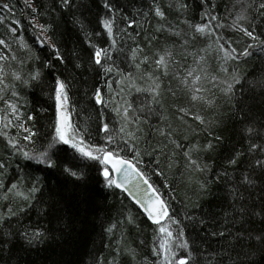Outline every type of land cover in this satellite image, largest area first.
Masks as SVG:
<instances>
[{"label": "trees", "instance_id": "1", "mask_svg": "<svg viewBox=\"0 0 264 264\" xmlns=\"http://www.w3.org/2000/svg\"><path fill=\"white\" fill-rule=\"evenodd\" d=\"M104 2L105 0H72L69 10H61L60 0H32L37 9L33 13L26 7L25 0H0V5H11L10 12L0 8V40L6 42L0 45V55L8 58L7 61L0 63L5 65L9 73L16 71L26 79L31 71L39 67L37 56L41 61L50 57L51 50L46 45L47 37H52L68 62L66 66L60 67L67 68L64 76L70 82L69 106L74 126L84 135L88 144L94 147L113 148L119 151L121 156L134 160L132 148L125 146L120 139L119 129L124 123L121 115H117L115 108H109L106 102L99 107L95 103V90H101L102 96L107 92H113L119 97L117 108L121 113L126 107L125 101L130 103L133 109L131 115L140 119L141 131L136 133L139 137L136 147L141 153L138 167L145 172L150 182L162 194V198L168 202L170 214L188 224L185 235L197 249L196 257L199 264H219L221 260L224 264H232V260L237 259L236 252L240 249L239 247L233 249L232 245L235 242L232 241L231 235H227L226 238L212 236L211 233L214 230H224L226 234L230 232L234 235L235 228L232 221L240 220L239 206L242 203L249 206L254 204L259 211L261 200L264 198V183L259 178V169L253 172L250 167L255 159L264 158V115L261 114L259 97L257 96L256 101H249L253 106L249 117L255 126L251 138L244 131L248 122L242 121L241 114L222 96L216 100V108L209 109L202 105L191 107L190 115L182 120L177 109L188 108V99L185 93L179 90L178 82L171 77H163L161 80L163 91L161 104H151V96L146 92H136L125 78L132 73L131 79L138 86L144 88L149 86V81L137 79L139 73L135 64L139 63L144 54L151 56L153 52L161 51L165 47L171 48L174 43L178 48L179 42L176 37L169 35V32H189L188 25L182 23L184 20L190 23H202L199 0H109L115 8V12L111 14L101 7ZM185 2L188 4L187 10L182 12L175 10ZM259 2L260 0H210V4L215 6L213 14L219 16L220 24L231 26L238 15L244 14L248 19L239 21L240 25L249 27L250 30L254 29L255 34L264 40V10L249 7L253 3L258 6ZM156 6L165 12L166 20H160L155 16L153 9ZM109 18L115 20L114 48H111V40L101 23L103 19ZM14 20L19 23L14 24ZM76 20L82 23L83 28L81 24L74 22ZM42 25L50 28L47 36L40 31ZM129 25L133 26L129 27ZM161 27L167 31H157ZM13 28L16 29L15 34ZM216 31L225 40L232 42L238 50L246 47L247 43H252L243 33L231 27L217 28ZM214 39L213 37L206 42L198 41L195 47L190 49L191 52H197L208 45L212 46L209 48L206 64L213 74L218 71L217 65L221 62L214 51ZM42 40L45 41L43 46ZM92 44L111 48L109 54L112 60L107 63L113 67L112 74H104L101 71L97 75V71L91 70L93 69L90 60ZM134 49L144 50L143 53L137 51L135 61L132 60ZM200 54L204 55L203 52ZM12 57L15 59L13 60ZM262 61H264V52L254 49L253 55L242 60L237 70L248 78H254L253 73L258 77L261 68H264ZM76 63H81L82 68L74 69ZM181 63L183 64L184 61L181 60ZM187 63L194 66L192 56L188 57ZM141 69L152 71L149 65H141ZM117 70L122 72L123 76H118ZM121 80L124 82L120 83ZM6 82L14 84L20 94V103L24 105L20 110L25 115L35 117L34 122L28 121V126L39 133L34 138L35 147L39 149L53 131L54 82L47 76L46 70L42 82L31 87L13 82L11 77ZM123 85V89L127 92L125 94L120 93ZM170 88L176 91L175 97ZM146 105L153 111H149ZM161 108L162 114H158ZM197 113L206 121L212 122L211 135L205 126L191 118ZM104 124L108 125L109 133L103 131ZM136 127V124H131L126 126V131H134ZM6 131L10 135H14V132L18 134L17 129L14 128ZM161 131L170 135H161ZM19 135L22 136L23 133L19 132ZM108 135H112L116 143L108 145L106 143ZM214 135H219L221 140H214ZM124 139L128 137L124 136ZM173 141L181 147L176 148ZM210 141L215 145L213 150L193 152V157H198L199 163L207 165L210 171L197 172L188 165L184 152L197 147L203 148ZM4 144V138L0 136V157L7 160L8 153L4 149ZM21 144L27 142L21 141ZM252 144L260 147L250 151ZM235 152L241 153L242 162L234 168L227 164V159ZM19 163L20 161L15 158L10 161L8 174L3 177L5 185H10L9 181L19 180L20 191L27 194L34 180L39 177L42 182L44 203L37 206L48 207L55 204L57 211L42 217L35 209L30 210L19 221L16 218L9 221L3 231L16 232L25 227L29 231L33 228L47 229L57 236L63 234L64 238L51 239L38 248H28L18 238L14 239L12 244L5 246L0 252V264H92L94 258L101 259L103 264H152L156 259L152 254V247L157 226L150 224L123 193L103 187L102 177L99 174L101 165L86 161L72 149H67L61 156L62 167L81 171L85 176V181L76 182L80 184V187H76L72 179L66 178L62 172L48 174L36 170L35 165L25 168L22 174L24 178L20 179L16 167ZM224 170L228 171L231 179L222 178L217 181L216 174ZM157 172L162 175H156ZM245 172L252 173L253 178L256 179V187L251 193L245 191L239 184ZM205 180L211 182L209 191L201 193L198 186ZM233 184L240 187L243 200L233 201L230 192ZM85 191L86 202L82 195ZM3 194L0 190V197H3ZM12 201V204H8L0 198V212L5 211L7 206L15 207L23 203L20 197H12ZM129 213L135 218V224L127 223L126 217ZM186 214L202 217L208 223L203 227H193L185 220ZM112 224L116 225V229L110 234L106 229ZM236 226L239 227V224ZM244 227L259 230L264 225L260 223L259 217H255ZM118 248L121 250L119 255ZM128 248L135 249V259L127 254ZM177 252L179 255H185L183 250L177 249Z\"/></svg>", "mask_w": 264, "mask_h": 264}, {"label": "snow or ice", "instance_id": "2", "mask_svg": "<svg viewBox=\"0 0 264 264\" xmlns=\"http://www.w3.org/2000/svg\"><path fill=\"white\" fill-rule=\"evenodd\" d=\"M72 0H60V9L69 10ZM25 5L30 8L33 13L37 11L36 7L32 3V0H25ZM207 5V7H206ZM101 7L107 10L108 13H114L115 8L109 2H105ZM171 7V5H170ZM249 7L259 10H264V0H260L258 6L253 3ZM0 8L11 11V5L3 4ZM187 2L180 5L175 9L178 12L187 10ZM200 8V20L202 23H190L187 20L182 21L188 25L189 32L185 31H170L169 35L176 37L179 42L169 48L165 47L161 51L153 52L151 56L144 54L139 63L135 64V68L139 73L137 79L149 81L147 88L138 86L132 79V73H129L128 79L131 87L135 88L138 93L146 92L151 96V104H161V97L163 95L161 80L163 77H171L176 80L180 85L179 90L183 91L187 96L189 107H180L177 111L181 114V119L188 117L191 112V107L202 105L209 109L217 107L216 100L221 96L225 101L241 114L240 119L248 122V126L244 131L248 134L249 138L255 131V126L251 122L249 113L253 111V106L249 101H256L259 97L260 106L262 109V115H264V68H261L260 75L254 78H248L241 74L237 69L242 60H246L253 55L254 49H259L264 52V40H261L255 30H250L249 27H243L239 21L247 20L248 17L244 14L238 15L233 21L231 26H225L219 23V16L214 15L215 6L210 4V0H199ZM154 14L160 20H166L167 16L159 6L154 9ZM81 24L79 20L74 21ZM14 24H18V21H13ZM102 27L106 32L108 38L111 40V48L116 45L113 26L115 20L113 18L103 19L101 21ZM133 25H129L132 27ZM231 27L249 38L252 43H247L246 47L242 50H238L233 46L232 42L225 40V38L216 31L217 28ZM15 34L16 29H12ZM40 31L47 36L50 31L48 26H40ZM157 31H167V29L158 28ZM215 38L213 43L215 44V53L221 61L218 63V71L213 74L209 71L206 61L207 54L211 45L198 50L197 52H191L190 49L195 47V44L199 42H206L210 38ZM47 48L51 50V55L47 59L41 61L37 56L36 60L39 61V67L31 71L28 77L25 79L20 73L16 71H9L6 69L3 63H0V103L4 104V108L0 111L7 113V115H0V136L4 138V149L8 153V159L5 160L0 157V190L3 191L4 201L8 204H12V197H20L23 201L22 204H17L15 207L7 206L6 210L0 212V252H2L5 246L12 244L14 239H19L24 246L28 248H38L45 245L51 239H63V234L57 236L50 233L49 230H39L33 228L31 231L28 228H22L16 232L11 230L3 231L6 224L13 218L17 221L21 217L26 216L30 210L35 209L38 215L47 217L57 211L55 204L48 207H38L37 204L44 203L42 182L37 177L32 186L28 190L27 194L20 191V182L9 181L10 186H6L3 177L8 174V168L10 167V161L15 158L20 161L17 164V174L20 175V179H23V173L25 168H29L32 165L37 166L36 170L44 171L48 174L55 173L57 171L62 172L66 178H71L76 187H80V184L76 182H84L85 176L81 171L73 170L70 167H62L60 160L62 154L67 149H72L75 154L83 158L86 161H91L101 165L99 174L102 177V185L105 189L119 190L120 193H127L141 210L144 216L152 225L156 227V235L153 240L152 254L156 259L152 264H199L196 257L197 249L193 247V244L186 238L185 229L188 224L181 220L174 218L170 214L168 202L162 198V194L159 190L150 182L145 172L138 167L141 159V153L137 150L136 141L139 137L137 132L141 131L139 127L140 119L138 116H132V105L125 101L126 107L121 113L120 109H114L117 115H121L124 123L119 129L120 139L125 146L132 148L134 152V160L128 159L119 154V151L113 148L94 147L85 142L84 135L80 130L73 126L70 122V106H69V81L64 73L67 68H61V65H67V60L60 50L59 45L54 41L52 37H47ZM6 44L4 40H0V45ZM45 41H41L43 46ZM93 51L90 54V60L93 64V69L97 71V75L102 71L104 74H112L113 67L107 63L112 60V56L109 54L111 48H104L102 46L90 45ZM137 51L143 53V49H134L132 51V60L137 59ZM203 52L204 55H201ZM192 56L194 66L187 63L188 57ZM179 57V59L177 58ZM7 57L0 55V61H7ZM14 60L15 57H12ZM181 60L184 63H181ZM231 62V63H230ZM264 63V61H262ZM141 65H149L152 67V71L148 72L146 69L142 70ZM74 69L82 68L81 63L74 64ZM45 70L47 76L52 78L54 86L52 89L53 98L55 101V119L52 125L53 131L49 133L48 139L39 149L35 147L36 140L34 139L39 135L37 131L33 130V127L28 126V121H35V117L32 115H25L20 109L24 106L21 101L20 94L16 91L14 84H9V77L13 82H19L25 87H31L34 84L42 82V78L45 76ZM118 76H123V73L117 70ZM124 81L121 80L120 83ZM111 89V84H109ZM170 91L171 88L169 89ZM219 93V95H218ZM11 98H15L14 100ZM173 97L176 96V91H172ZM95 103L104 104L101 90H95ZM149 111H153L148 105L145 106ZM144 111V109H140ZM158 114H162L161 112ZM193 120L197 121L200 125L205 126L211 135V121L206 119L199 113L192 115ZM166 119V117H165ZM136 124L137 127L134 131H126V126ZM16 128V135H10L8 129ZM103 131L109 133L107 124L103 125ZM159 131V129H158ZM22 132L23 135H19ZM161 135H170V133L161 131ZM127 136L128 139H124ZM214 140L219 141L221 137L214 135ZM21 141H26L27 144L22 145ZM106 143L113 145L116 143L115 138L112 135L106 137ZM176 148L181 146L175 143ZM31 146V147H29ZM119 147V145H117ZM215 145L210 141L203 148H193L184 152V155L188 161V165L195 169L197 172L206 173L210 171L207 165H201L199 158L193 157V152L209 151L213 150ZM259 145H250V151H255L259 148ZM123 150V149H121ZM241 153L235 152L227 159V164L232 167H237L242 162ZM159 164V161H157ZM42 166V167H41ZM253 172L259 169V178L264 183V158L255 159L254 163L250 164ZM156 175H162L157 172ZM222 178L231 179L227 170L221 171L216 174V180L219 181ZM211 182L205 180L199 184V192L207 193L209 191V184ZM239 184L243 186L245 191H249L256 187V179L253 178V174L245 172L239 180ZM144 186H147L146 188ZM233 196V201L243 200V192L236 184L230 189ZM39 194V196L37 195ZM84 201H87V192L82 193ZM35 202V203H34ZM240 220H233L232 225L235 228V234L230 232L226 234L224 230L213 231L212 236L226 237L231 235L232 241L235 243L232 245L235 250L239 247V251L236 252L237 259L232 260V264H264V227L259 230L253 228H245L246 223H250L253 218L259 217L260 223L264 225V198L261 200L259 211L256 210V206L247 204H241L238 208ZM247 217V219H245ZM128 224H135V218L129 213L126 217ZM185 220L192 224L193 227H203L208 222L204 218H198L196 216L185 215ZM239 224V227L236 225ZM116 229V225L112 224L107 227L108 233H113ZM177 249L183 250L185 255H179ZM121 250L117 249L119 255ZM127 254L131 255L135 259V249L128 248ZM229 259H232L229 257ZM92 264H103L101 259L94 258ZM219 264H224V261H219Z\"/></svg>", "mask_w": 264, "mask_h": 264}, {"label": "rangeland", "instance_id": "3", "mask_svg": "<svg viewBox=\"0 0 264 264\" xmlns=\"http://www.w3.org/2000/svg\"><path fill=\"white\" fill-rule=\"evenodd\" d=\"M124 85L122 86V89H121V91H120V93L121 94H125V93H127L124 89ZM119 97H117L113 92L112 93H110V92H107L104 96H103V100H104V103L106 102V104H107V106L109 107V108H117V106H118V102H119ZM5 106H4V104L3 105H0V110H2L3 108H4ZM118 109V108H117ZM0 115H7V113H5V112H2V111H0ZM70 122L73 124V122H72V118H71V114H70ZM73 126H74V124H73ZM14 128V127H13ZM13 128H11L12 130H13ZM14 129H16V128H14ZM14 135H16V132H14ZM86 142V141H85ZM87 143V142H86ZM8 186H10V185H8Z\"/></svg>", "mask_w": 264, "mask_h": 264}, {"label": "water", "instance_id": "4", "mask_svg": "<svg viewBox=\"0 0 264 264\" xmlns=\"http://www.w3.org/2000/svg\"><path fill=\"white\" fill-rule=\"evenodd\" d=\"M103 97V96H102ZM99 107L101 106V104H97ZM145 188L147 187V186H144ZM119 191V190H118ZM130 201H131V203L132 204H134L133 203V201H132V199L128 196V194L127 193H123ZM138 209H139V211L142 213V210L136 205V204H134ZM143 214V213H142ZM144 215V214H143ZM146 218V217H145ZM150 224H151V222L150 221H148ZM155 226V225H154Z\"/></svg>", "mask_w": 264, "mask_h": 264}]
</instances>
